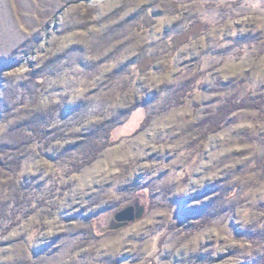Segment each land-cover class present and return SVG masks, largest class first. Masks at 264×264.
Returning a JSON list of instances; mask_svg holds the SVG:
<instances>
[{
  "label": "rangeland",
  "instance_id": "374dc122",
  "mask_svg": "<svg viewBox=\"0 0 264 264\" xmlns=\"http://www.w3.org/2000/svg\"><path fill=\"white\" fill-rule=\"evenodd\" d=\"M58 3L0 0V264H264V0Z\"/></svg>",
  "mask_w": 264,
  "mask_h": 264
},
{
  "label": "trees",
  "instance_id": "16d2710c",
  "mask_svg": "<svg viewBox=\"0 0 264 264\" xmlns=\"http://www.w3.org/2000/svg\"><path fill=\"white\" fill-rule=\"evenodd\" d=\"M76 1H78V0H59V3L55 7L54 11L56 12L57 9L62 7L64 4L73 3ZM94 9L95 8H90L88 10L94 11ZM89 17H91V16H89ZM200 25H201V23L200 24L196 23L195 25L193 24L192 28H187L181 34L175 36L172 40L174 49H178L183 44L188 42L193 37V35H195L196 32H200V31L206 29V27L200 28ZM27 47H29V46H27ZM30 47H31V45H30ZM154 62H155L154 57L143 56L139 59V62H138L139 69H141L143 71L147 70L154 64ZM139 107H141V106H139ZM247 107L248 108H261L262 107V101L251 98L249 96H244L243 98L236 99V100H232V99L228 100L226 103L221 105L220 108L218 109V111L215 113V115L212 116L211 124L209 126L210 129L212 131H214L216 128L219 127V125L223 124V122L226 120L227 116L232 111L238 110L241 108H247ZM147 118L148 117H145V119L142 121V123H141L142 126H144V124L147 122ZM25 123H26L28 128L33 129V130L36 129V123L37 122L32 121V120H27ZM103 133H104L103 135L105 137H108V140L112 141L111 139L113 136H112V134H110L109 129H107ZM4 146L2 147L3 149H5ZM107 146H108V141L107 142L105 141V143H102V144H98L95 141L93 135H87L86 138L79 144V151L81 153H83V161L80 162L78 165H76V169L80 170L83 167L90 165L96 159V157L98 156L100 151H102ZM3 149H1V150H3Z\"/></svg>",
  "mask_w": 264,
  "mask_h": 264
},
{
  "label": "water",
  "instance_id": "95a60500",
  "mask_svg": "<svg viewBox=\"0 0 264 264\" xmlns=\"http://www.w3.org/2000/svg\"><path fill=\"white\" fill-rule=\"evenodd\" d=\"M82 1H85V3H92L97 0H82ZM66 7L67 5L61 8L57 15H59ZM143 214H144V206H141L139 201L136 200L133 205H129L124 208H119L114 212V216L110 221V225L108 229L114 230L127 226L130 222H133L136 219L141 218Z\"/></svg>",
  "mask_w": 264,
  "mask_h": 264
}]
</instances>
